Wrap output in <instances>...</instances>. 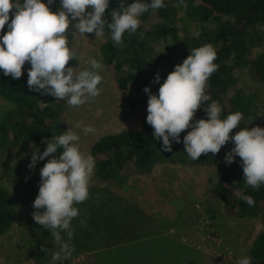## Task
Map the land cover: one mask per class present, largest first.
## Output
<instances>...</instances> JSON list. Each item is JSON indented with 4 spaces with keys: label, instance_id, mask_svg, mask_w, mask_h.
<instances>
[{
    "label": "rangeland",
    "instance_id": "1",
    "mask_svg": "<svg viewBox=\"0 0 264 264\" xmlns=\"http://www.w3.org/2000/svg\"><path fill=\"white\" fill-rule=\"evenodd\" d=\"M174 16L185 29L182 35L203 34L181 3H177ZM103 19H107L106 12ZM74 33L73 67H89L86 61L90 57L104 65L98 70L102 77L97 85L99 95L80 106H70L65 101L60 115L64 132L72 127L80 136L81 150L90 153L92 143L102 136L138 130L143 112L136 113L128 107L132 91L121 89L104 63L100 46L110 38L106 26L99 37L94 33ZM159 49L167 52L165 47ZM175 49L170 64L160 70L157 89L174 66L183 61L178 58L184 50L182 40ZM252 51L256 62L264 64V47ZM238 85L253 99L251 116L264 123V80L255 79L251 66L243 63ZM13 107L0 98V121ZM77 123L82 127L91 125L96 131L84 134L81 128L74 127ZM232 147L230 140L226 142L213 164L176 159L156 162L147 170L129 167L127 179L119 186L103 183L93 173L88 198L75 205L79 215L71 222L73 253L56 264H237L239 257H251L249 251L257 235L264 231V220L228 216L216 193L220 165ZM30 162L31 156L21 148L0 142V185L11 193L13 218L10 231L0 236V264H48L51 252L58 247L50 231L32 219L39 169L44 163L38 160L30 170ZM42 247L49 252L42 251ZM252 264L264 262L252 258Z\"/></svg>",
    "mask_w": 264,
    "mask_h": 264
},
{
    "label": "clouds",
    "instance_id": "2",
    "mask_svg": "<svg viewBox=\"0 0 264 264\" xmlns=\"http://www.w3.org/2000/svg\"><path fill=\"white\" fill-rule=\"evenodd\" d=\"M55 0H0V31L7 25V31L0 34V73L11 76L13 80L22 75L27 62V86L31 91L49 94L67 105L80 106L99 95L97 85L102 77L103 63L90 57L89 67L77 70L66 67L72 59L68 47L66 32L71 23L73 32L94 33L102 36L107 26L108 34L115 45H119L122 34L135 33L139 17L149 9L164 7L163 0H118L119 10L110 13V22L103 19L109 0H59L55 11L50 5ZM10 9H14L11 12ZM74 22V23H72ZM216 50L206 43L190 49L180 64L174 66L164 78L156 94L145 86L147 94L146 123L152 129L154 139L161 141V151H171V144L183 143L184 152L192 160L203 153L216 154L229 140L233 147L225 153L226 165L240 158L244 185L259 188L264 185V127L247 126L232 134V129L244 119L240 111L229 112L221 117V106L216 100H210L206 82L218 68ZM160 74L154 76V83H159ZM198 108H203L206 119H194ZM81 128L84 134L95 133L91 125ZM190 129L181 141L180 133ZM43 152L33 150L28 168L35 167L37 161H47L39 169L40 181L38 194L32 202L35 209L32 219L50 231V236L58 245L51 252L48 264L71 257L73 247L72 221L78 217L75 206L85 201L89 195V182L94 173L96 160L90 153L80 148V136L70 127L67 131L46 140ZM45 143V142H44ZM60 149L58 156H50ZM27 179V178H26ZM239 195V189H234ZM249 206L254 200L251 196L241 197ZM40 209H43L41 212ZM84 224L83 219L80 220ZM42 251L49 250L41 248ZM48 255V254H47ZM237 264H252V258L244 255L237 259Z\"/></svg>",
    "mask_w": 264,
    "mask_h": 264
},
{
    "label": "trees",
    "instance_id": "3",
    "mask_svg": "<svg viewBox=\"0 0 264 264\" xmlns=\"http://www.w3.org/2000/svg\"><path fill=\"white\" fill-rule=\"evenodd\" d=\"M22 2V0H21ZM134 0H126L130 4ZM164 7L149 9L140 15L135 33L122 34L119 45H115L109 38L101 47V53L107 68L114 74L118 86L132 95L127 103L133 112H143L141 127L138 130H123L119 133L108 134L94 141L90 147V154L96 160L94 174L101 182L119 186L127 179L128 168L138 170L149 169L156 162H174L176 159L192 163L213 164L219 153L201 154L197 160H192L184 152L183 143L171 144V151H161V141L152 136L153 129L146 123L147 94L145 86L151 93H157L158 83H154L156 73L170 64L171 56L179 40L184 43V50L178 58L184 60L190 55V49L209 43L216 50L218 68L206 82V88L211 100H216L221 106V117L229 112L240 111L244 119L232 133L240 127H264V123L251 116L252 97L245 94L238 85L242 64L251 66V73L255 79L264 80V64L257 63L252 49L264 47V0H163ZM177 3L186 8L192 22L200 28L203 34L190 37L188 33L174 19ZM59 0L50 5L55 11ZM118 0H109L105 10L107 21L110 13L119 10ZM14 9H10L11 12ZM7 31V25L0 31ZM66 32L68 47L72 51L74 29L69 25ZM106 26V33L108 34ZM188 36V37H187ZM110 37V36H109ZM165 47L167 52L158 48ZM73 67L70 59L66 67ZM30 65L26 62L20 78L13 80L11 76L0 73V98L10 103L13 109L0 121V142L3 146H16L31 156L33 150L43 152L46 140L64 132L61 124V110L65 100H59L49 94L31 91L27 86L26 69ZM161 77V74H160ZM212 90V92H210ZM207 118L205 112L201 115L195 112L194 119ZM190 129L180 133L183 136ZM45 142V143H44ZM61 150L50 156H58ZM47 157L44 161H47ZM220 176L216 186L218 197L224 202V210L228 216L238 218H259L264 220V185L252 188L244 185V177L239 161L220 165ZM20 176H23L20 174ZM234 189H239V195ZM251 196L254 200L249 206L241 197ZM11 193L0 185V236L7 234L13 225L10 211ZM251 257L264 262V231L259 233L249 251Z\"/></svg>",
    "mask_w": 264,
    "mask_h": 264
},
{
    "label": "flooded vegetation",
    "instance_id": "4",
    "mask_svg": "<svg viewBox=\"0 0 264 264\" xmlns=\"http://www.w3.org/2000/svg\"><path fill=\"white\" fill-rule=\"evenodd\" d=\"M210 92H212V90H211ZM202 111H203V108H198V109H197V112H198L199 115H201V112H202Z\"/></svg>",
    "mask_w": 264,
    "mask_h": 264
}]
</instances>
